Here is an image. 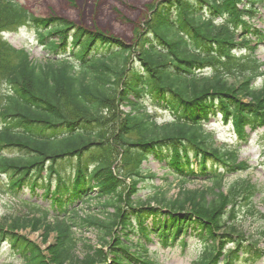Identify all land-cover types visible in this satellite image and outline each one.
<instances>
[{"label": "trees", "instance_id": "1", "mask_svg": "<svg viewBox=\"0 0 264 264\" xmlns=\"http://www.w3.org/2000/svg\"><path fill=\"white\" fill-rule=\"evenodd\" d=\"M262 1L158 0L126 45L0 0V32L30 26L48 53L32 62L0 36V193L24 201L27 188L25 201L49 202V210L24 203L27 213L0 217V244L20 264H155L151 237L162 248L196 239L205 253L194 264L264 257L260 240H246L234 223L244 209L260 215L264 245V211L253 205L259 189L245 178L221 191L226 173L247 167L203 130L218 113L239 137L264 127V86L252 84L262 74L253 55L264 30L245 20ZM147 103L172 121L158 125ZM149 157L185 178L195 163L211 196L181 190L143 200L138 185L155 178L141 169ZM92 201L97 212L80 217ZM90 229L100 234L98 247L83 243L78 257L74 230ZM20 230L39 233L46 254Z\"/></svg>", "mask_w": 264, "mask_h": 264}, {"label": "rangeland", "instance_id": "2", "mask_svg": "<svg viewBox=\"0 0 264 264\" xmlns=\"http://www.w3.org/2000/svg\"><path fill=\"white\" fill-rule=\"evenodd\" d=\"M21 4L31 15L40 18L57 17L67 20L76 26L87 30H99L105 32L114 38L121 40L126 45L134 43L133 28L142 26L148 16L151 8L158 0H14ZM257 14L250 20L256 28L264 29V2L256 7ZM4 39L17 49L24 48L29 52L30 58L35 63L45 61L46 52L37 43L34 31L29 27H22L16 32L4 33ZM259 62L264 64V46H259L255 52ZM264 70V67L262 68ZM242 72V71H241ZM243 73V72H242ZM264 84V76L256 77L253 85L256 87ZM149 111L154 114L153 109L148 107ZM155 117L158 122L169 121L167 114L156 113ZM204 130L207 133H213L215 145L226 146L227 148L237 151L238 161L246 162L248 170L234 175H226L223 179V189H225L236 178H248L257 185L259 192L253 198L255 210L264 211V129L249 133L246 140H241L233 131L230 124H224L221 116L210 117ZM212 130V131H211ZM145 171L156 174L155 180L151 183L140 184L138 196L142 199H151L160 194H164L167 199H174L179 191H200L211 196L208 190L210 183L202 178H190L182 183L180 179L173 177L166 169H162L159 164L149 159L143 165ZM221 189V190H223ZM17 201V202H16ZM20 200H14L0 193V216L26 213V206ZM43 207L47 206L42 204ZM93 206V207H92ZM92 207V209H91ZM96 203H91L89 210L84 214L87 216L97 212ZM234 223L239 226V231H243L246 240H260L259 247L264 248L262 244L263 220L260 215L250 216L247 211L242 210L236 217ZM75 239L78 246L75 255L80 257L84 249L83 243L95 244L97 235L96 231H76ZM28 238L45 249L41 244V238L38 234H29ZM187 246L182 248L179 243L174 247L162 250L156 242L147 245L151 251L150 258L157 264H191L201 256L203 247L195 240L187 238ZM51 242V240H50ZM19 264L16 256L0 244V263ZM242 264V263H237ZM255 264H264V257Z\"/></svg>", "mask_w": 264, "mask_h": 264}]
</instances>
